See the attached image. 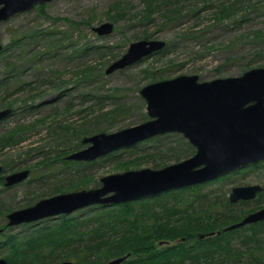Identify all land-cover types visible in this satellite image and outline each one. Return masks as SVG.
<instances>
[{
  "label": "rangeland",
  "instance_id": "1",
  "mask_svg": "<svg viewBox=\"0 0 264 264\" xmlns=\"http://www.w3.org/2000/svg\"><path fill=\"white\" fill-rule=\"evenodd\" d=\"M215 3L50 0L0 21V110L12 109L0 121V138L9 141L0 147V257L10 255L12 237L20 240L45 225L59 224L63 215L78 217L85 230V219L94 215L88 208L94 205L16 225L7 224L9 212L59 193L99 187L100 178L107 174L157 169L194 154L195 147L182 133L167 132L94 160L66 158L88 145L82 142L84 136L148 120L146 102L140 94L146 84L182 74L207 81L264 67L263 2L250 8L245 1L242 10H247L223 19L213 15ZM104 21L113 23V30L98 35L93 27ZM140 39H159L165 45L131 65L106 72L130 42ZM88 64L95 69L85 79L81 70ZM88 127L98 132H86ZM23 169L29 171L26 178L5 185L7 174ZM253 184L262 186L254 198L230 202L232 187ZM153 200L157 201L143 208H154L180 224L183 218L187 220L186 215H210L222 221L219 233L224 234H218L217 229L197 233L200 238L212 234L203 237L207 244L216 235L223 243L208 247L211 259L202 258L208 261L203 264H264V219L225 230L264 207V160L199 184L162 192ZM134 208L138 210L141 205L135 203ZM174 242L155 244L159 247ZM183 244L185 248L191 245ZM125 259L131 260L127 254ZM61 260L67 259L61 257L55 264Z\"/></svg>",
  "mask_w": 264,
  "mask_h": 264
},
{
  "label": "water",
  "instance_id": "2",
  "mask_svg": "<svg viewBox=\"0 0 264 264\" xmlns=\"http://www.w3.org/2000/svg\"><path fill=\"white\" fill-rule=\"evenodd\" d=\"M48 1L0 0V21ZM93 30L98 35L109 34L113 23L104 21ZM164 45L165 42L159 39L130 42L127 50L107 66L106 72L131 65ZM140 94L146 102L148 120L113 132L85 136L82 142L88 145L66 158L94 160L167 132L182 133L195 147L192 156L157 169L144 167L104 175L100 178L99 187L59 193L9 212L7 224L34 222L91 205H110L192 186L264 160V67L248 69L238 76L207 81H200L197 75L182 74L146 84L140 89ZM11 111L9 107L1 109L0 121ZM28 173V169H23L7 174L4 183L10 186L20 182ZM261 189L259 184L234 186L229 200L234 203L252 199ZM261 219H264V207L230 224L225 230ZM125 258L126 255L119 256L107 264H120ZM6 262L5 257H0V264ZM58 264L72 262L64 260Z\"/></svg>",
  "mask_w": 264,
  "mask_h": 264
},
{
  "label": "trees",
  "instance_id": "3",
  "mask_svg": "<svg viewBox=\"0 0 264 264\" xmlns=\"http://www.w3.org/2000/svg\"><path fill=\"white\" fill-rule=\"evenodd\" d=\"M216 1L212 7L216 19L230 18L237 12L247 10V7L242 10V7L246 6L245 1L250 8L263 2L261 7L264 11V0ZM42 6L38 5L40 8ZM174 12L170 13V17H173ZM144 17L149 18L148 15ZM165 18L167 19V16ZM94 69L89 64L84 66L81 70L83 78H89ZM117 108L120 110L121 107ZM89 131L91 129L86 128V132ZM91 132H98V129ZM8 142L1 137L0 147ZM65 152H61L60 155ZM109 154L111 152L106 155ZM168 191L170 190H167V193ZM160 193L110 205H94L88 208L89 211L93 210L94 215L85 219V230H82L83 221H79L78 217L63 215L59 224L45 225L20 240L12 237L10 255L4 256L7 259L6 264H55L61 257L72 264H101L112 257L126 254L131 260L125 259L126 261L121 264H182L183 260L186 261L188 258L192 259L188 264H203L202 261L207 263L208 261L202 258L211 257L208 256L211 253L208 247H221L223 243L216 239L219 237L216 235L212 243L207 244L205 239L197 236V233L214 229L219 231L222 228L220 227L222 221L213 219L210 215L200 217L186 215L187 220L183 218L184 223L180 224L173 221L170 216L154 211V208L149 207V210H145L143 207L157 201L153 199ZM135 203L141 205V208L135 209ZM218 234H224V231ZM166 240L175 242L159 246L160 248L155 244H163L162 242ZM183 241L190 243V247L185 248L184 244L182 245ZM178 242L181 243L177 244Z\"/></svg>",
  "mask_w": 264,
  "mask_h": 264
},
{
  "label": "flooded vegetation",
  "instance_id": "4",
  "mask_svg": "<svg viewBox=\"0 0 264 264\" xmlns=\"http://www.w3.org/2000/svg\"><path fill=\"white\" fill-rule=\"evenodd\" d=\"M217 232L219 233V231H217ZM210 234H211V233H209L208 235H204V234H203V235H200V236L203 238V237H207V236H209ZM211 235H212V234H211Z\"/></svg>",
  "mask_w": 264,
  "mask_h": 264
}]
</instances>
